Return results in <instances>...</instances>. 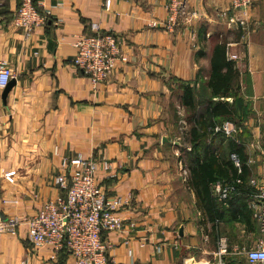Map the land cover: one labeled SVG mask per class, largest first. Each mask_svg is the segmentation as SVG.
I'll use <instances>...</instances> for the list:
<instances>
[{
  "label": "crops",
  "instance_id": "0c3cea01",
  "mask_svg": "<svg viewBox=\"0 0 264 264\" xmlns=\"http://www.w3.org/2000/svg\"><path fill=\"white\" fill-rule=\"evenodd\" d=\"M166 1L108 0L105 9L101 0H47L54 18L26 32L13 24L21 0H0V61L15 79L5 97L0 89V218L32 216L56 198L61 158L79 153L108 161L113 176L98 172V183L110 197L126 199L119 211L123 231L102 233L107 264H248L240 250L264 241L251 194L218 197L216 185L232 186V169L220 160L219 177L210 183L213 201L199 199L189 184L187 118L201 115L209 100L227 103L218 122L203 129L205 140L214 126L232 122L241 154L224 144L197 152L231 163L235 153L245 159L247 179L263 173L264 0H251L246 32L228 26L230 0H186L194 13L189 22L171 32L149 27L164 19ZM94 22L121 48L114 71L95 88L71 62L76 35L91 33ZM217 45L227 58V49L238 56L231 60L237 73L229 94L220 98L207 87ZM186 87L192 110L184 104ZM239 163H233L237 173ZM219 238L227 247L221 257ZM22 261L72 264L67 254L33 250L24 222L0 235V264Z\"/></svg>",
  "mask_w": 264,
  "mask_h": 264
},
{
  "label": "built area",
  "instance_id": "2783aa9c",
  "mask_svg": "<svg viewBox=\"0 0 264 264\" xmlns=\"http://www.w3.org/2000/svg\"><path fill=\"white\" fill-rule=\"evenodd\" d=\"M250 4L251 0H230L228 26L235 25L246 32ZM101 6L106 9L108 0H101ZM164 8V19L150 20L149 27L160 26L171 32L180 21L187 23L194 15L188 11L186 0H167ZM53 18V11L47 0H21L14 14L13 24L28 32ZM90 29L92 32L89 34L76 35L71 62L89 77L92 87L95 88L96 84L106 81L114 71L121 48L113 33L101 30L97 23H90ZM227 45L229 43L226 48ZM226 54L230 60L238 59L228 49ZM11 78H14L13 71L4 61H0V89ZM216 132L239 142L234 136L235 126L232 122L214 126V133ZM230 159L239 167V158L235 153L230 154ZM109 167L106 160H95L92 156L83 157L79 153L71 158L62 157L60 170L54 175L53 183L59 191L64 192L44 202L40 210L32 216H14L5 220L0 218V235L14 231L16 226L24 222L33 250L48 248L54 255L64 250L72 264H107L108 243L102 233L123 231L125 225L119 211L126 202L120 195H107L98 183V172L113 176L112 173H107ZM12 174L13 172L5 174L7 180H12ZM247 184L252 188L250 194L253 216L264 235V171L260 175L249 177ZM232 189L231 185H216L217 195L223 201L232 193ZM128 226L133 227L134 223H128ZM123 242L128 243V239ZM240 252L248 264H264V241L259 240L252 247H243ZM226 253L225 240L219 238L215 254L221 257ZM21 264L25 262L22 261Z\"/></svg>",
  "mask_w": 264,
  "mask_h": 264
},
{
  "label": "trees",
  "instance_id": "16d2710c",
  "mask_svg": "<svg viewBox=\"0 0 264 264\" xmlns=\"http://www.w3.org/2000/svg\"><path fill=\"white\" fill-rule=\"evenodd\" d=\"M236 73L237 72L233 68V62L225 55V46H215L213 50V56L211 58V72L207 83V87L210 90L211 96L216 98L227 96L229 94L230 86L236 77ZM191 93V88L186 87V98L184 100V104H186L190 110L194 108ZM226 104L227 103H224V101L209 100L205 106V110L201 113V115H197L198 117L191 121H189L191 119L190 117L187 118L188 122L192 123L188 129V142L191 145V153L189 154L188 162L192 170L189 184L196 191L199 199L204 203L213 201V198L210 199V183L219 177L218 163L220 160L225 165L226 163L229 164L232 169V175L230 176V179H228L233 187L232 193L252 192V188L247 184L249 170L244 164L245 159H243V156L240 157L241 159L239 158L240 162H242L241 172L237 173V167H235L229 159L227 161L225 159H218V157L214 155L205 158L204 156L201 157L199 152H197V148H204L213 144H224L230 149V151H237L238 154H241L239 146L235 140L225 137L222 135V133L216 132L210 141L205 140V131L203 132V129L213 125L214 121L218 122L215 117L218 114L226 112ZM236 178L241 180L238 179L239 182H237ZM60 192L63 193L64 190H61ZM213 212L214 215H218L217 211ZM215 218L217 219V217ZM215 218L213 219L214 221L216 220ZM58 253H64V255L66 254L64 250Z\"/></svg>",
  "mask_w": 264,
  "mask_h": 264
},
{
  "label": "water",
  "instance_id": "95a60500",
  "mask_svg": "<svg viewBox=\"0 0 264 264\" xmlns=\"http://www.w3.org/2000/svg\"><path fill=\"white\" fill-rule=\"evenodd\" d=\"M15 83V79L14 78H11L9 80V82L3 87V90H2V97H5L6 94L8 93V91L10 90V88L14 85Z\"/></svg>",
  "mask_w": 264,
  "mask_h": 264
}]
</instances>
